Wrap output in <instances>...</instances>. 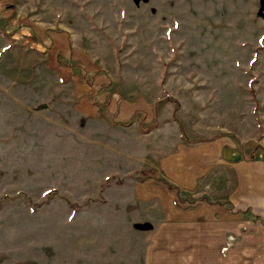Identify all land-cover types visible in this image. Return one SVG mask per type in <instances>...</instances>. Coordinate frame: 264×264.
Wrapping results in <instances>:
<instances>
[{"label": "rangeland", "instance_id": "rangeland-1", "mask_svg": "<svg viewBox=\"0 0 264 264\" xmlns=\"http://www.w3.org/2000/svg\"><path fill=\"white\" fill-rule=\"evenodd\" d=\"M263 16L264 0H0V264H193L134 193L153 179L177 208L264 226ZM207 142L220 157L191 191L161 179Z\"/></svg>", "mask_w": 264, "mask_h": 264}, {"label": "crops", "instance_id": "crops-1", "mask_svg": "<svg viewBox=\"0 0 264 264\" xmlns=\"http://www.w3.org/2000/svg\"><path fill=\"white\" fill-rule=\"evenodd\" d=\"M219 157L220 147L212 142L179 145L175 154L162 160L161 179L177 190L191 191L198 179L205 173L208 175L207 172ZM140 187H145L146 190H141ZM133 190L140 201H157L162 221L156 233L172 229L178 233V242L184 244L183 250L179 252L181 261L190 259L194 260L191 261L193 264H199L200 258L208 259V264H264V226L251 222L254 227L251 232L239 233L240 224L233 219L232 206L198 202L190 208H177L174 202L176 191L168 190L164 182L154 179L134 186ZM168 236L165 240L174 241L172 234L169 233ZM153 237L154 235L151 239ZM188 243L203 245L200 249H195ZM223 248L226 249L225 252L222 251Z\"/></svg>", "mask_w": 264, "mask_h": 264}, {"label": "trees", "instance_id": "trees-1", "mask_svg": "<svg viewBox=\"0 0 264 264\" xmlns=\"http://www.w3.org/2000/svg\"><path fill=\"white\" fill-rule=\"evenodd\" d=\"M238 160H241V159L239 158V159H237L236 161H238ZM167 188H169V189H170V186H168V185H167ZM263 221H264V220H263ZM263 223H264V222H263Z\"/></svg>", "mask_w": 264, "mask_h": 264}, {"label": "water", "instance_id": "water-1", "mask_svg": "<svg viewBox=\"0 0 264 264\" xmlns=\"http://www.w3.org/2000/svg\"><path fill=\"white\" fill-rule=\"evenodd\" d=\"M262 18L264 19V16Z\"/></svg>", "mask_w": 264, "mask_h": 264}]
</instances>
